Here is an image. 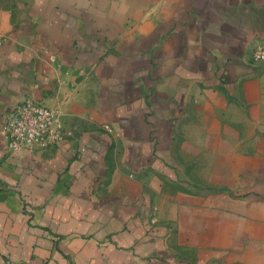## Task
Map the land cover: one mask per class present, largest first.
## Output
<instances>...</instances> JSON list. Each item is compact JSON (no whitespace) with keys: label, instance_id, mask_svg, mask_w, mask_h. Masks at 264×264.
<instances>
[{"label":"crops","instance_id":"obj_1","mask_svg":"<svg viewBox=\"0 0 264 264\" xmlns=\"http://www.w3.org/2000/svg\"><path fill=\"white\" fill-rule=\"evenodd\" d=\"M264 0H0V264H264ZM110 127V131L104 128Z\"/></svg>","mask_w":264,"mask_h":264},{"label":"built area","instance_id":"obj_2","mask_svg":"<svg viewBox=\"0 0 264 264\" xmlns=\"http://www.w3.org/2000/svg\"><path fill=\"white\" fill-rule=\"evenodd\" d=\"M257 62L264 63V45H257L252 51ZM110 131L108 125L104 126ZM9 150L45 148L63 141L65 128L61 111L26 98L15 103L7 113L0 130ZM4 264H26L21 260L7 258Z\"/></svg>","mask_w":264,"mask_h":264}]
</instances>
